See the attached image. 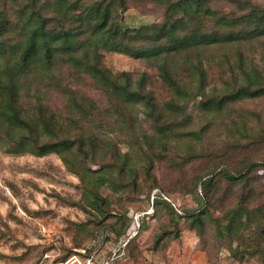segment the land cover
I'll list each match as a JSON object with an SVG mask.
<instances>
[{
    "label": "trees",
    "instance_id": "obj_1",
    "mask_svg": "<svg viewBox=\"0 0 264 264\" xmlns=\"http://www.w3.org/2000/svg\"><path fill=\"white\" fill-rule=\"evenodd\" d=\"M109 53L142 61L155 76L114 70ZM260 99L259 0H0V150L56 154L79 179L81 197L68 202L87 219L71 223L74 244L60 261L90 257L88 242L126 237L124 204L146 200L153 218L165 210L176 228L156 246L178 237L184 219L201 238L212 225L235 260L264 264L254 213L264 208L255 185L264 162L238 156L264 141V126H254L260 113L243 105ZM199 162L208 165L187 172ZM162 163L181 173L173 185L193 196V211L178 213L161 192L151 202L163 189Z\"/></svg>",
    "mask_w": 264,
    "mask_h": 264
},
{
    "label": "rangeland",
    "instance_id": "obj_2",
    "mask_svg": "<svg viewBox=\"0 0 264 264\" xmlns=\"http://www.w3.org/2000/svg\"><path fill=\"white\" fill-rule=\"evenodd\" d=\"M259 1L264 3V0ZM136 13L130 10L131 15L138 17ZM157 18L158 13L145 17L151 21ZM105 61L114 70H148L155 76V71L144 62L124 54L109 53ZM161 87L157 82L158 92H163ZM89 91L95 95V91ZM243 105L260 113L262 123H254V126H264V99ZM238 156L264 162V141L247 145ZM206 165L207 162H199L187 172L200 171ZM256 173L260 182L255 185L262 191L259 200L264 202V165ZM157 174L165 192L155 189L151 202L161 192L178 213L196 208L193 196L178 191L173 185L180 177L179 171L162 163ZM104 192L115 198L109 189H104ZM80 197L78 177L66 168L56 154L38 157L0 150V264H260L257 258L244 262L235 260L215 236L212 225H208L204 238H201L195 230L188 228L184 219L181 220L178 237L170 234L156 246L160 233L175 231L176 228L165 210L153 218V208L146 200L124 204L132 217L126 237L97 246L88 242V246L93 245L95 249L90 257L78 253L65 262L60 261L66 249L74 244L71 223L87 219L83 210L68 202ZM254 213L256 226L264 228V208L256 206ZM132 238L134 240L127 245ZM81 252L84 253V250Z\"/></svg>",
    "mask_w": 264,
    "mask_h": 264
}]
</instances>
